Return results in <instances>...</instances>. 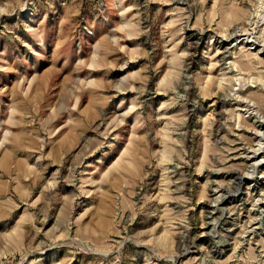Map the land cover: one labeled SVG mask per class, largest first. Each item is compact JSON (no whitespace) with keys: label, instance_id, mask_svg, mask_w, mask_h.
<instances>
[{"label":"rangeland","instance_id":"rangeland-1","mask_svg":"<svg viewBox=\"0 0 264 264\" xmlns=\"http://www.w3.org/2000/svg\"><path fill=\"white\" fill-rule=\"evenodd\" d=\"M0 264H264V0H0Z\"/></svg>","mask_w":264,"mask_h":264},{"label":"bare ground","instance_id":"bare-ground-1","mask_svg":"<svg viewBox=\"0 0 264 264\" xmlns=\"http://www.w3.org/2000/svg\"><path fill=\"white\" fill-rule=\"evenodd\" d=\"M219 52V51H218ZM221 53V52H220Z\"/></svg>","mask_w":264,"mask_h":264}]
</instances>
